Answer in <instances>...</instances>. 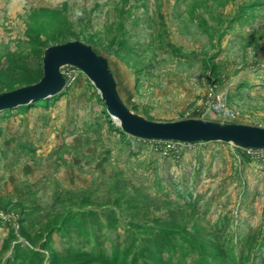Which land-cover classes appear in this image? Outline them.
Segmentation results:
<instances>
[{
    "label": "rangeland",
    "instance_id": "374dc122",
    "mask_svg": "<svg viewBox=\"0 0 264 264\" xmlns=\"http://www.w3.org/2000/svg\"><path fill=\"white\" fill-rule=\"evenodd\" d=\"M70 42L145 120L264 128V0H0V94ZM61 73L0 113V264H264V149L125 135Z\"/></svg>",
    "mask_w": 264,
    "mask_h": 264
},
{
    "label": "water",
    "instance_id": "95a60500",
    "mask_svg": "<svg viewBox=\"0 0 264 264\" xmlns=\"http://www.w3.org/2000/svg\"><path fill=\"white\" fill-rule=\"evenodd\" d=\"M43 63L44 76L39 83L0 94V113L59 96L66 88L61 69L73 66L99 90L108 114L112 115L113 121L118 120L116 125L120 133L148 141L221 142L240 148L264 149V128L200 120L159 123L135 115L121 100L105 62L90 46L81 42L49 47L44 52Z\"/></svg>",
    "mask_w": 264,
    "mask_h": 264
},
{
    "label": "bare ground",
    "instance_id": "6f19581e",
    "mask_svg": "<svg viewBox=\"0 0 264 264\" xmlns=\"http://www.w3.org/2000/svg\"><path fill=\"white\" fill-rule=\"evenodd\" d=\"M114 117V116H113ZM115 118V117H114ZM116 121L118 122L117 118H116Z\"/></svg>",
    "mask_w": 264,
    "mask_h": 264
}]
</instances>
